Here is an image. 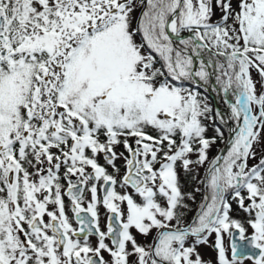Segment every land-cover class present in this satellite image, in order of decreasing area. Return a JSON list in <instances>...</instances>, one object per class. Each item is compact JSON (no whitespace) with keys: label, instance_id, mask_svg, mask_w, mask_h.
I'll list each match as a JSON object with an SVG mask.
<instances>
[{"label":"snow or ice","instance_id":"6c2138e0","mask_svg":"<svg viewBox=\"0 0 264 264\" xmlns=\"http://www.w3.org/2000/svg\"><path fill=\"white\" fill-rule=\"evenodd\" d=\"M213 76L227 119L187 86ZM213 234L216 264H264V0H0V264H209Z\"/></svg>","mask_w":264,"mask_h":264},{"label":"rangeland","instance_id":"374dc122","mask_svg":"<svg viewBox=\"0 0 264 264\" xmlns=\"http://www.w3.org/2000/svg\"><path fill=\"white\" fill-rule=\"evenodd\" d=\"M219 16H220V13L217 10L216 16L213 18V20L218 19ZM185 37H187V36H185ZM174 39H175V37H174ZM204 58L207 59V56L205 55ZM195 64H196V67L198 69V65H199V60L198 59L195 61ZM252 75H253L254 79H259V77L257 76V74L255 72H253ZM199 85L203 86L206 90H208L210 92L212 98L215 101V104L217 105L216 109H219L225 115V118L227 119V117L230 115V109H228L227 105L224 102L223 93L219 92L217 90L218 86L215 84V77L214 76L212 77V81H211V83L209 85H204L202 82H200ZM230 99H234V98L230 97ZM207 102H208V104L211 103L209 98H207ZM202 123L208 128L206 136L207 137L212 136L213 133L215 132L214 131L215 127H213L212 119H204V118H202ZM101 140H103V139H101ZM133 141H134V138L132 140H130L129 142L132 143ZM224 146L225 145L223 143H221L219 141L216 142V144H214L209 150V154H208L209 155V160L214 159L220 153V151L222 150V148ZM116 150H117L118 153L124 151L123 146L118 147ZM125 155H127L126 152H125ZM193 159H195V157H193ZM258 159H259V152L257 153V160ZM257 160H250L249 161V166L251 167L252 165H254L257 162ZM98 162L102 166L106 167V169L108 171H110V173H114L113 168L110 165L107 164L103 154H101L98 157ZM116 166L120 168V176H122L124 174V171H125V169H124V161L122 159L121 160H117L116 161ZM207 168H208V164L206 163L203 167L197 169L196 172L193 173L192 175H185L183 172H181V177H180L181 184L183 185V189L185 188L183 191L186 192V193H192L195 196V202H196V200L198 198H201L203 193H204V192H202V189L204 187V183H201V181H204L203 178L205 176ZM62 170H63V168L61 169V171ZM88 171H91V169H88ZM119 178L120 177L118 176L117 179H119ZM72 179L75 180L76 178L73 177ZM100 183L102 184V181ZM66 186H67V184H65V191H66ZM197 188H199L200 191L197 192L196 191ZM117 190L121 191V189H119V187L117 188ZM128 191L131 192L130 190H128ZM99 193L102 196V188L99 189ZM89 199H90V194L88 193V191L86 189L85 190V207L87 206V202H88ZM195 202L187 201V203L190 206V211L188 212L189 215H187V220L190 219V215L192 213V208H193ZM66 205H67V203H66ZM232 208H233V211L231 212L232 218L233 219H237L239 221H242V218L245 217V214L240 212L237 207L235 208L233 206ZM66 211H67V214L69 215L70 220L73 223V227H76V223H75L74 219L71 218L67 207H66ZM99 212H100V224H102V226L104 228H106L107 217H108L109 213L103 207H101L99 209ZM246 218H247V215H246ZM47 220H48V217H45V221H47ZM252 231L253 230L249 227V233H252ZM134 234L136 235L138 243H140L142 245L148 244V243L151 242V236L148 237L147 239H145L143 236H141L139 234H136L135 232H134ZM90 243H92L93 246H95L96 239H91ZM197 251L200 253V255L202 256V258L205 261L209 262V264H216L215 256L212 255L209 251H207V249L204 248V246H202V245L199 246ZM104 255L107 258V253H105Z\"/></svg>","mask_w":264,"mask_h":264},{"label":"flooded vegetation","instance_id":"af4514ba","mask_svg":"<svg viewBox=\"0 0 264 264\" xmlns=\"http://www.w3.org/2000/svg\"><path fill=\"white\" fill-rule=\"evenodd\" d=\"M203 180H205V176H204ZM66 188H67V186H66ZM184 189H185V188H184ZM184 189H182V190H184ZM128 190H130L131 192L134 191V190H132V189H128ZM202 192H204L203 195H202V197H201V198H198V199L196 200V202L194 203V206H193V208H192V213H191V215H190V219H188V221H191L192 217H193L194 214H195V211H196L197 208H198V205H199V204L202 202V200H203V197H204L205 192H206L205 184H204V187H203V189H202ZM229 199H230V197H229ZM65 202H66L67 205H68V206L66 205V207L68 208V212L70 213L71 218L74 219V221H75V217H74V215H73L72 212L69 210V209H70V202H69L67 196H65ZM230 202L232 203V207L234 206L235 208H236V207L238 208V206H237V204L235 203V201H231V200H230ZM66 203H65V204H66ZM246 203H247V201H246ZM238 210H239V208H238ZM239 211H240V210H239ZM240 212H242V211H240ZM242 213H243V212H242ZM244 214H245V213H244ZM188 215H189V214H188ZM246 220H247V218H246V214H245V217L242 218V221H241V222H245ZM100 225H101V229L104 230V231H106V228H104V227L102 226V224H100ZM76 227H78L77 224H76ZM245 227H246V229H247L246 235H247V236H250L252 233H249V226H248L246 223H245ZM91 239H96V238H95V237H90L89 240H91ZM214 241H215V234H213V235L209 238V242H208L207 245H202V246H204V248H206L207 251H209L212 255H214V256H215V259H217V251L212 247ZM106 243H109V245L112 246L110 241H106ZM237 243H238V244H241L242 246L245 244V242L239 241L238 239H237ZM224 245H225L226 249L228 250V253H227V254H228V258L231 259V242H230V239H229V237H228L227 235H225V238H224ZM256 251H258V250H256ZM249 254H251V253H249ZM244 264H253V262H252L251 260L245 259V260H244Z\"/></svg>","mask_w":264,"mask_h":264},{"label":"trees","instance_id":"16d2710c","mask_svg":"<svg viewBox=\"0 0 264 264\" xmlns=\"http://www.w3.org/2000/svg\"><path fill=\"white\" fill-rule=\"evenodd\" d=\"M182 35H184V36H188V35H190V34L185 32V33H183ZM187 86H188V87H195L196 90H198V91L200 92V95H201L202 98H203V97H207V98L210 99L211 103L209 104V107H211V108L213 109V113H212L211 115H214V114H215V111L217 110V109H216V106H217V105L215 104V101H214V99L212 98L210 92H209L208 90H206L203 86H200L199 84L196 85V86H193V85H191V84H188ZM212 124H213V127L221 126V125H219V121H218V120L215 122V124H214L213 121H212ZM221 127H222V130L225 131V136L227 137V134H228V130H227V128H226V127H223V126H221ZM215 136H216V133L214 132L212 136H209V138H212V137H215ZM101 139H104V137L101 136ZM218 141L221 142L219 139H217V142H218ZM221 143H222V142H221ZM223 144H224V143H223ZM108 172L110 173V171H108ZM62 173H63V170L61 171V174H62ZM61 183H63V184L65 185V184H66V181L62 180Z\"/></svg>","mask_w":264,"mask_h":264},{"label":"water","instance_id":"95a60500","mask_svg":"<svg viewBox=\"0 0 264 264\" xmlns=\"http://www.w3.org/2000/svg\"><path fill=\"white\" fill-rule=\"evenodd\" d=\"M225 147V146H224ZM224 147L222 149H224ZM102 195H103V188H102ZM241 245V244H240Z\"/></svg>","mask_w":264,"mask_h":264}]
</instances>
